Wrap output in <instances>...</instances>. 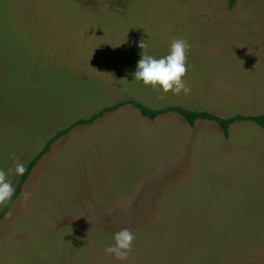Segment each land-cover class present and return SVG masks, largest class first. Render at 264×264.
I'll list each match as a JSON object with an SVG mask.
<instances>
[{
    "label": "rangeland",
    "instance_id": "374dc122",
    "mask_svg": "<svg viewBox=\"0 0 264 264\" xmlns=\"http://www.w3.org/2000/svg\"><path fill=\"white\" fill-rule=\"evenodd\" d=\"M173 39L190 45L191 91L134 81L139 44L159 58ZM128 99L263 114L264 0H0V169L14 189L17 162ZM123 229L135 240L119 261L106 248ZM0 264H264V127L227 137L125 106L74 129L0 222Z\"/></svg>",
    "mask_w": 264,
    "mask_h": 264
},
{
    "label": "clouds",
    "instance_id": "9594fccd",
    "mask_svg": "<svg viewBox=\"0 0 264 264\" xmlns=\"http://www.w3.org/2000/svg\"><path fill=\"white\" fill-rule=\"evenodd\" d=\"M139 47L143 49V52L137 63L136 71L132 74L134 81L158 88L165 93L171 91L174 94H179L183 91L188 94L191 91L183 79L187 72L186 58L190 48L186 40L173 39L168 53L159 58L144 52V49L148 47L146 41H142ZM12 158L15 159V156L13 155ZM14 171L16 175L22 176L26 167L23 163L17 162ZM8 176L9 172L0 169V204L9 201L15 192ZM113 239L114 243L106 248V252L114 255L119 261L127 260L133 247L135 234L129 229H123L116 232Z\"/></svg>",
    "mask_w": 264,
    "mask_h": 264
},
{
    "label": "trees",
    "instance_id": "16d2710c",
    "mask_svg": "<svg viewBox=\"0 0 264 264\" xmlns=\"http://www.w3.org/2000/svg\"><path fill=\"white\" fill-rule=\"evenodd\" d=\"M237 2L238 0H229V7L231 9L235 8V6L237 5ZM125 106H132L135 109H138L144 117L151 119V120H155L158 117L164 116V115L178 114L182 116L191 125H194L197 121H200V120L215 122L221 127V129L223 130V132L225 133L227 137H229L230 129L235 123L253 122L259 126L264 127V113L259 114V115L238 114L232 117L223 118L208 110H202V111L189 110L182 106H168L165 108L156 109V108H151L149 106H146L143 103L135 99H128V100L120 101L112 106H108L104 108L103 110L91 116L90 118L80 119L74 122L73 124H71L69 127L63 130H60L48 141L46 146L28 164H25L26 171L21 176L20 182L18 183L15 189L14 195L7 202L3 211L0 213V222L9 213L15 201L19 198L23 190V187L25 183L27 182L28 178L30 177L31 173L38 166L42 158L51 151V148L56 141L62 139L64 136L69 134L74 129L81 127V126H87V125L94 124L96 121H98L105 115L118 111L119 109Z\"/></svg>",
    "mask_w": 264,
    "mask_h": 264
}]
</instances>
